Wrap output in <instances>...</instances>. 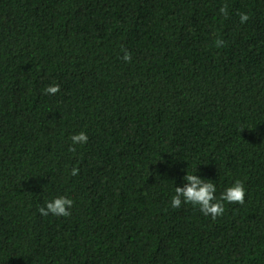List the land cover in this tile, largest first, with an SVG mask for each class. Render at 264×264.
<instances>
[{
	"label": "trees",
	"instance_id": "1",
	"mask_svg": "<svg viewBox=\"0 0 264 264\" xmlns=\"http://www.w3.org/2000/svg\"><path fill=\"white\" fill-rule=\"evenodd\" d=\"M0 264H264V0H0Z\"/></svg>",
	"mask_w": 264,
	"mask_h": 264
},
{
	"label": "clouds",
	"instance_id": "2",
	"mask_svg": "<svg viewBox=\"0 0 264 264\" xmlns=\"http://www.w3.org/2000/svg\"><path fill=\"white\" fill-rule=\"evenodd\" d=\"M220 13L225 17L228 15L227 8L221 7ZM241 22L247 20L246 14H241ZM223 40L217 39L215 41L216 46H222ZM125 61L131 60V55L125 52L123 55ZM59 84H50L45 89V92L49 95H54L59 91ZM89 137L85 131L73 133L71 135L72 144L70 150L75 151V145L86 144ZM197 169V168H196ZM79 169L72 167L70 175H77ZM184 181L182 185H176L174 195L171 196L170 204L172 208H179L182 204H191L198 206L199 210L206 216H211L215 219L221 216L224 211L225 202L227 203H239L245 202L246 188L245 184L237 179L230 185L226 186L223 191L217 195V185L213 182V179L205 178L197 174L196 171L187 170L181 177ZM74 201L67 195H58L50 200H47L44 206L39 207L38 211L42 216H69L73 207Z\"/></svg>",
	"mask_w": 264,
	"mask_h": 264
}]
</instances>
